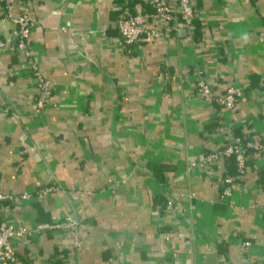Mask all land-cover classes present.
Masks as SVG:
<instances>
[{
	"label": "crops",
	"instance_id": "crops-1",
	"mask_svg": "<svg viewBox=\"0 0 264 264\" xmlns=\"http://www.w3.org/2000/svg\"><path fill=\"white\" fill-rule=\"evenodd\" d=\"M23 1H0V190L14 197L0 221L76 224L15 237L10 264H264V162L247 153L223 197L232 159L188 166L230 131L264 138V0H189L191 34L176 12L132 45L115 26L125 0H28L27 41L51 85L42 106L1 19ZM196 67L214 95L233 83L247 99L206 103ZM48 183L57 189L42 198L19 197Z\"/></svg>",
	"mask_w": 264,
	"mask_h": 264
},
{
	"label": "built area",
	"instance_id": "built-area-1",
	"mask_svg": "<svg viewBox=\"0 0 264 264\" xmlns=\"http://www.w3.org/2000/svg\"><path fill=\"white\" fill-rule=\"evenodd\" d=\"M4 1V0H0ZM133 0H125L122 5L121 12L115 19V26L119 32L121 40L124 45H132L137 43L143 37H157L164 34L162 29L158 28L162 22L171 20L174 13L179 12V17L188 30L192 33L194 7L189 0H140L146 2L151 10L142 11L135 9L130 5ZM21 6L20 13L12 16L9 11L1 19H11L14 23V28L11 31V44L18 50L23 51L26 57L27 66L32 74L33 82L38 89L37 105L42 106L45 99L51 93V85L49 81L41 76L37 69L36 61L30 51L28 44V36L30 33L33 21L29 17V1L24 0ZM0 47L4 48L5 43L0 41ZM195 83L197 94L208 104L213 102L219 104L222 108H232L240 101H245L247 95L241 86L229 83L221 95H214L210 83L203 75L201 67H196ZM224 130V128H220ZM251 149V153L257 155L264 162V138L254 140L251 137L243 134L236 135L230 131V136L227 142L209 152L204 153L199 159L190 161L189 168L194 167H212L218 161L229 155H233L236 161V172L233 175L222 174L219 185L222 186L220 191L221 197L231 194L234 188L239 187V182L246 170V151ZM110 186V185H109ZM108 186V187H109ZM57 187L53 183H48L33 191H23L20 198H28L36 196L44 197L51 191L56 190ZM14 197L4 194L0 190V202L3 200H12ZM168 209L175 207L171 200L166 201ZM176 208V207H175ZM76 224V220L71 218L63 221L52 222H38L32 227L15 226L6 221H0V264H8L14 257L13 239L20 236H31L40 230L50 228L72 227ZM70 236L74 238V244H77L75 236L71 233ZM243 246L248 247L251 242L243 241Z\"/></svg>",
	"mask_w": 264,
	"mask_h": 264
},
{
	"label": "trees",
	"instance_id": "trees-1",
	"mask_svg": "<svg viewBox=\"0 0 264 264\" xmlns=\"http://www.w3.org/2000/svg\"><path fill=\"white\" fill-rule=\"evenodd\" d=\"M133 2V1H132ZM132 2L130 3L131 5H132ZM151 9V8H150ZM236 135H241V136H243V134H238V133H235ZM249 152H252L251 151V149L249 148V149H247V151H246V154L247 153H249ZM224 159H232V161H233V164H234V169H233V171H231V170H229V169H227V170H225V172H223V174H230V175H233V174H235V172H236V161H235V158H234V156L233 155H229V156H225V157H223ZM221 189H222V186H219V190L221 191ZM40 222H43V221H40ZM11 262H9L8 264H10Z\"/></svg>",
	"mask_w": 264,
	"mask_h": 264
},
{
	"label": "rangeland",
	"instance_id": "rangeland-1",
	"mask_svg": "<svg viewBox=\"0 0 264 264\" xmlns=\"http://www.w3.org/2000/svg\"><path fill=\"white\" fill-rule=\"evenodd\" d=\"M253 139H254V138H253ZM254 140H259V139H254ZM40 231H41V230H40ZM40 231H39V232H40ZM39 232H36V233H39ZM36 233H34V234H36ZM34 234H33V235H34ZM22 237H25V236H22Z\"/></svg>",
	"mask_w": 264,
	"mask_h": 264
}]
</instances>
